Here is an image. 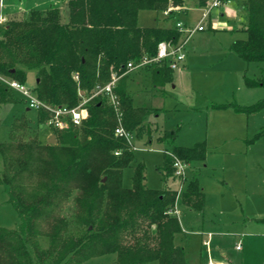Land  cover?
<instances>
[{
  "label": "trees",
  "instance_id": "trees-1",
  "mask_svg": "<svg viewBox=\"0 0 264 264\" xmlns=\"http://www.w3.org/2000/svg\"><path fill=\"white\" fill-rule=\"evenodd\" d=\"M197 1L201 8L210 2ZM66 2L68 20L51 7L31 11L23 20L8 19L0 27V73L27 84L28 73L34 72V91L46 104L74 108L99 85L125 73L129 63L156 57L160 43L182 42L178 28H143L138 16L152 10L168 13L171 19L186 0ZM240 26L247 37L234 42L232 50L247 63H264V0L243 1ZM146 68L152 70L155 86L173 80V70L165 63ZM127 77L115 88L119 111L104 95L92 98L81 125L51 129L56 145L40 139L25 115L14 117L10 140L0 141V186L9 189L7 203L15 208L20 224L14 229L0 227V264H84L106 255H116L114 264H188L184 248L176 244V236L183 232L176 215L179 191L150 189L141 163L135 167L132 187L123 186L124 170L135 157L133 146L118 137L116 129L122 125L138 139L150 135L144 124L150 112L135 105ZM247 82L264 86L263 80ZM12 94L0 82V108L17 102ZM229 107L253 114L264 108V100L218 108ZM38 119L47 129L49 114L40 111ZM259 138L264 139V128L255 137ZM206 150L203 144L174 147L161 168L164 181L177 179L174 157L191 164L204 160ZM181 197L184 207L203 210L205 195L197 177L186 183Z\"/></svg>",
  "mask_w": 264,
  "mask_h": 264
},
{
  "label": "rangeland",
  "instance_id": "rangeland-1",
  "mask_svg": "<svg viewBox=\"0 0 264 264\" xmlns=\"http://www.w3.org/2000/svg\"><path fill=\"white\" fill-rule=\"evenodd\" d=\"M243 1L225 0L202 23L207 8H201L197 0H186L187 11L177 12L171 19L165 12L152 10L138 16L143 28L176 27L178 22L185 25L186 68L174 71L171 83L163 87L153 84L150 68L128 75L127 90L135 105L150 112L144 123L150 135L134 139L135 161L124 170L123 186L132 187L135 167L141 163L150 189L179 191L176 215L183 232L176 236V244L184 248L188 264H264V139H255L264 128V108L253 114L238 113L233 107L218 108L251 106L264 100V86L251 87L247 82L264 81V63H247L232 50L234 42L247 37L240 26ZM51 7L60 9L68 20L66 0H0V13L18 20L28 18L31 11ZM199 25L203 29L189 35ZM34 84V72H29L27 85ZM17 98L21 96L15 92L17 102L0 108V141L10 140L14 117L25 115L40 139L48 142L52 131L41 128L38 112L28 111ZM198 144L206 147V158L188 163L184 182L170 178L166 183L161 170L166 154L177 146ZM193 177L205 195L201 211L182 203L181 193ZM8 200L9 189L0 186V227L14 229L20 220ZM115 259L116 255H106L84 264H114Z\"/></svg>",
  "mask_w": 264,
  "mask_h": 264
},
{
  "label": "built area",
  "instance_id": "built-area-1",
  "mask_svg": "<svg viewBox=\"0 0 264 264\" xmlns=\"http://www.w3.org/2000/svg\"><path fill=\"white\" fill-rule=\"evenodd\" d=\"M225 0H210L207 10L205 11L201 23L210 15L211 11L215 8H220L224 4ZM226 4V3H225ZM8 22V18L3 16L0 13V26L6 24ZM176 28L181 32H184L185 25L182 22H178L176 24ZM202 25H199L192 29L189 32V35L195 30H202ZM188 35V38H189ZM185 42H180L178 45H172L167 42H162L158 46V53L156 57L152 59H143L138 64L129 63L127 70L121 76L114 75L112 80L101 86L99 85L96 89V92L89 98H85L78 106L74 108H69L67 106H52L46 104L42 100H40L37 94L34 91L33 87H29L27 84L21 83L17 80L11 79L7 76H4L0 73V82L7 85L11 90L18 93L21 98L25 101L27 107L30 110H34L36 112L44 111L49 114V119L46 122L45 126L47 129H58L64 130L69 127L70 124L79 126L82 122L87 118L88 111L86 108L87 103L94 97L98 95H104L109 103L115 108L116 111H119V100L118 96L115 93V88L118 81L126 75H129L131 72L142 69L152 63H165L170 69L173 71L179 70L182 68V65L186 61L185 54ZM74 79L79 81L78 75H75ZM84 92H80L82 95ZM116 135L118 137H124L127 141L133 146V141L135 137L130 133L126 132L122 125H120L116 129ZM135 149V147H134ZM119 153H117L118 155ZM171 155V154H170ZM174 168H175V176L179 180L183 182L186 180V171L189 164L182 162L181 160L174 157ZM238 249L241 247L238 246ZM211 264V263H210Z\"/></svg>",
  "mask_w": 264,
  "mask_h": 264
},
{
  "label": "crops",
  "instance_id": "crops-1",
  "mask_svg": "<svg viewBox=\"0 0 264 264\" xmlns=\"http://www.w3.org/2000/svg\"><path fill=\"white\" fill-rule=\"evenodd\" d=\"M228 1H229V2H231V0H228ZM229 2H228V3H229ZM226 4H227V3H226ZM185 10H186L185 8H183V9H181V10H176V13H177V12H180V11H182V12H183V11H185ZM186 11H187V10H186ZM165 14H167V15H168V13H165ZM2 15H3V16H5L4 14H2ZM5 17H7L8 19H11V18H9V16H8V15H7V16H5ZM182 67H183V68H186V61H185V63L182 65ZM144 68H146V67H144ZM142 69H143V68H142ZM173 73H174V71H173ZM51 135H52V133H50V135H49V136L51 137ZM204 243H206V241H205ZM209 264H210V263H209ZM211 264H214V263H211Z\"/></svg>",
  "mask_w": 264,
  "mask_h": 264
},
{
  "label": "water",
  "instance_id": "water-1",
  "mask_svg": "<svg viewBox=\"0 0 264 264\" xmlns=\"http://www.w3.org/2000/svg\"><path fill=\"white\" fill-rule=\"evenodd\" d=\"M84 93H82V95H83ZM30 109L28 108V111H29ZM48 144H50V145H56L57 144V139H56V136H55V134H52L51 135V137H50V139L48 140ZM105 181V180H104Z\"/></svg>",
  "mask_w": 264,
  "mask_h": 264
}]
</instances>
